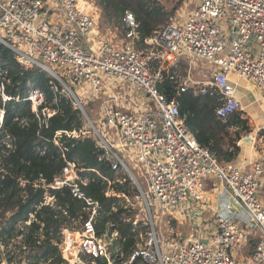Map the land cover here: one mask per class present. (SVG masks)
<instances>
[{
	"label": "built area",
	"instance_id": "obj_1",
	"mask_svg": "<svg viewBox=\"0 0 264 264\" xmlns=\"http://www.w3.org/2000/svg\"><path fill=\"white\" fill-rule=\"evenodd\" d=\"M189 1L192 6L186 3L184 15L179 11L159 27L146 41L148 50H143L135 45L140 35L132 12H126L123 26L115 29L123 32L121 42H98L99 13L93 11V0H0V44L10 49L26 70L39 67L63 86L64 93L86 119L84 129L65 134L94 139L103 152L101 159L110 163L117 174L128 175L138 189V205L126 208L141 207L142 213L149 215V221L144 222L147 231L138 234L137 251L123 264H132L137 258H141V264H264V203L258 197L264 187V152L246 165L220 163L185 125L178 102L168 100L158 90L163 71L178 68L184 59H189L191 66L180 90L200 86L219 91V118L227 120L242 110L233 75L237 81L253 82L264 106V0ZM223 20L227 22V33L220 23ZM193 61H202L212 66L211 70L216 68L211 80L193 81ZM3 74L0 68V78ZM87 86L91 100L98 103L96 121L86 109L87 100L78 93ZM0 90L4 92L3 83ZM137 93L150 98L151 105L139 104ZM2 95L4 102L12 99ZM27 100L39 114L45 94L33 89ZM42 113L51 118L56 111L44 109ZM5 114V107H0V130ZM112 131L118 141L116 147L111 143ZM121 151L129 159L133 151L138 153L147 176V191ZM207 179L219 182L229 194L228 203L220 204L211 228L193 232L207 237L177 240L170 234H159L154 215L160 213L162 224L164 214L172 207L204 201ZM88 183L77 165L68 162L47 189L68 187L74 196L83 198L80 185ZM119 197L127 203L126 195ZM231 199L241 210L231 206ZM42 204L55 207L56 199L47 193ZM97 208L95 203L92 217L82 229H63L59 248L68 264H86L84 256L93 257V263L104 258L107 264H114L108 240L95 232ZM30 218L28 225L34 216ZM139 221L143 222L141 216L134 221L136 229ZM117 236L112 234V238Z\"/></svg>",
	"mask_w": 264,
	"mask_h": 264
},
{
	"label": "trees",
	"instance_id": "obj_2",
	"mask_svg": "<svg viewBox=\"0 0 264 264\" xmlns=\"http://www.w3.org/2000/svg\"><path fill=\"white\" fill-rule=\"evenodd\" d=\"M93 1L101 11L103 25L110 29L122 27L126 12H132L140 35L135 45L143 50H148L146 41L177 15L183 3L181 0L170 8L162 0ZM181 64L187 73V62ZM0 68L4 72L0 78V85L4 84L0 107L6 110L0 130V264H66L59 248L63 229H82L91 219L95 203L98 208L93 223L97 236L108 240L114 264L130 261L140 242V231L134 225L138 210L126 208V199L119 195L133 197L139 193L132 188V180L117 174L110 163L101 159L103 152L94 139L65 134L84 129L86 119L53 76L36 66L26 70L14 53L1 44ZM178 72L180 69L175 67L163 71L158 90L168 100L178 102L185 125L200 145L220 163H235L241 153L238 143L242 133L249 131L243 113L237 111L227 120L219 118L221 93L200 86L182 92ZM33 89L45 94L39 114L34 113L32 102L27 100ZM3 93L12 99L4 102ZM44 109L55 110L56 114L47 118L43 116ZM59 132L63 134L57 136ZM68 162L75 163L80 175L89 179L87 185H80L83 198L74 196L68 187L47 189ZM109 191L113 193L108 196ZM47 193L55 197V207L42 204ZM86 199L94 204L89 205ZM31 215L34 218L28 225ZM112 234L118 236L112 238ZM84 259L94 264L93 257ZM95 262L107 264L104 258ZM132 264H141V258Z\"/></svg>",
	"mask_w": 264,
	"mask_h": 264
},
{
	"label": "rangeland",
	"instance_id": "obj_3",
	"mask_svg": "<svg viewBox=\"0 0 264 264\" xmlns=\"http://www.w3.org/2000/svg\"><path fill=\"white\" fill-rule=\"evenodd\" d=\"M164 3H167L170 8H173L176 3H178L181 0H162ZM190 4V1L188 0H183V3L180 7V12L184 15L185 11L188 9L185 5ZM94 4L96 5V3L94 2ZM96 13H99V32L101 33L102 37L107 36L108 38H121L123 37V32L120 28L119 31L114 30V29H110L107 26L103 25L102 22V16H101V11L98 8V6H96L93 10ZM223 30L227 33L228 31V27H227V22L226 20L220 21ZM109 30V31H108ZM108 31V32H106ZM190 66L191 64L188 63ZM182 64L178 67L180 69V72H178L180 74V77L182 80H185V78H187V73H185V70H183L181 68ZM189 66V67H190ZM52 67L54 69H56V67L54 65H52ZM188 67V68H189ZM192 67L193 69H195L194 71L192 70V76L191 78L193 79V81L196 82H208L209 78H210V73L207 71V64L202 62V61H193L192 63ZM187 68V71H188ZM182 69V70H181ZM216 70V68H214L212 70V72H214ZM59 72V71H58ZM185 73V74H184ZM65 80L69 83V78L65 77ZM80 97L82 99H86L88 102V105L86 106L87 110L92 114V117L94 118V120L96 121L97 117L93 116V111L95 109L98 108V103L93 102L91 99V94H90V90L87 86V89L82 88L78 91ZM106 95H108V92L106 93ZM259 99V98H258ZM137 102L139 104H143L146 103L147 105H151L152 100L150 98H148L146 95H140L137 93ZM241 102V101H240ZM121 106V105H119ZM244 105L241 102V108H243ZM243 113V112H242ZM242 118H244L245 120H247L249 122V119L247 118L246 115H242ZM235 130L232 131V133H234ZM106 134V133H105ZM112 136L110 137L111 139V143L114 145V147H116V144L118 143L117 138L115 137V133L112 131ZM245 138H250V133L249 132H243L242 133V139ZM244 146V153H246L247 155H250L251 153H255V152H260L261 150H258L259 148H257V150H253L251 148V152L250 154H248V151H246V144L243 145ZM264 150V149H263ZM121 155L124 157V159L126 160L127 164L129 165V167L131 168V170L134 172V174L136 175V177L138 178L142 188L144 189V191H147V187H148V182H147V176H146V172H145V168L143 167L142 162L139 159V155L136 151H133V156L132 159H129L128 156H126V154L121 151L120 152ZM223 164V163H222ZM232 166L235 165H239L237 162L235 163H231ZM122 176H119V178H121ZM125 177V175L123 176ZM128 179L130 178L128 175L126 176ZM133 182V181H132ZM133 187L132 188H136L134 186V183H132ZM205 188H204V195H205V200L202 202H193L190 201L187 204H182L179 206H175L172 207L169 211H167L164 216H163V222L162 224H160L161 221V217H160V213L157 212V214L154 215V221H155V225L158 227L159 230V234L162 232L163 234H191L194 232V230H204V229H209L211 228L212 224H213V219H215V217L217 216V212L218 209H220V204L222 202H227L229 199V194L226 191V189L224 188V186H222L219 182H217L214 179H207L205 181ZM137 189V188H136ZM133 190V189H132ZM131 190V191H132ZM138 190V189H137ZM139 192V191H138ZM136 196V195H135ZM135 196L133 197H128L127 198V205L131 206V205H138V203H136V199ZM258 197L262 199L263 203H264V187L261 188V190H259V194ZM138 212L136 213V216L143 219V222L139 221V224L137 226V229L144 233L147 231L144 229L145 224L144 222L149 221V219L147 217H149V215H145L144 213H142L141 211V207H137ZM221 210V209H220ZM195 215V218L193 219V214ZM139 214V215H138ZM136 217V218H137ZM78 261V259H75V262ZM81 261L84 263L85 260L81 259ZM68 264V263H66ZM89 264V263H86ZM96 264V263H94Z\"/></svg>",
	"mask_w": 264,
	"mask_h": 264
},
{
	"label": "crops",
	"instance_id": "obj_4",
	"mask_svg": "<svg viewBox=\"0 0 264 264\" xmlns=\"http://www.w3.org/2000/svg\"><path fill=\"white\" fill-rule=\"evenodd\" d=\"M187 3V2H186ZM187 6V5H186ZM192 6L191 4L188 5V7ZM116 28H114L115 30ZM109 31V30H108ZM106 31V32H108ZM101 40H115L121 42L122 37L119 38H108L107 36L102 37L101 33L97 34V41L100 42ZM183 61H186L191 64L189 59H184ZM190 65L188 64V67ZM207 71L210 73V78L211 80L212 77V66L207 64ZM195 69H193L194 71ZM188 72V71H187ZM232 79L235 81L237 80V77L235 75L232 76ZM208 80V81H209ZM204 83V82H202ZM237 86V95L240 99V101L243 103L244 107L241 112H243V115H246L247 118L249 119V122L247 121L248 127H249V133H250V138L247 140V138H243L240 140L238 145L241 147V153L238 157V160L236 161L239 165H246L250 163L251 161H255L256 159L259 158L262 152H264V106L260 103L259 99L260 98V93L257 90L255 84L251 81L242 79L239 80ZM98 109V108H97ZM97 109L93 111V116L97 115ZM244 144H246V151H248V154H250L251 148L253 150H261L260 152H255L251 153L250 155H247L246 153L243 154L244 151ZM251 151V152H249ZM223 203H228V202H223ZM206 238L207 234H170V238L172 239H177V240H193L197 238Z\"/></svg>",
	"mask_w": 264,
	"mask_h": 264
},
{
	"label": "water",
	"instance_id": "obj_5",
	"mask_svg": "<svg viewBox=\"0 0 264 264\" xmlns=\"http://www.w3.org/2000/svg\"><path fill=\"white\" fill-rule=\"evenodd\" d=\"M247 140H249V138H247ZM230 204H231V206H237L238 209L241 210V206L238 205L234 200L231 199V200H230ZM141 205H143V204H141Z\"/></svg>",
	"mask_w": 264,
	"mask_h": 264
},
{
	"label": "bare ground",
	"instance_id": "obj_6",
	"mask_svg": "<svg viewBox=\"0 0 264 264\" xmlns=\"http://www.w3.org/2000/svg\"><path fill=\"white\" fill-rule=\"evenodd\" d=\"M235 82H238L237 80H235ZM191 234H193V233H191Z\"/></svg>",
	"mask_w": 264,
	"mask_h": 264
}]
</instances>
